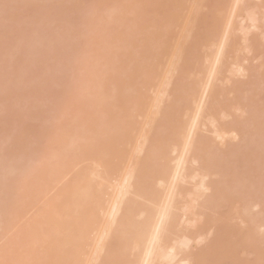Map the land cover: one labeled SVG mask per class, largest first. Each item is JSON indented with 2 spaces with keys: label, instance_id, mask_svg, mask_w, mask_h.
Listing matches in <instances>:
<instances>
[{
  "label": "bare ground",
  "instance_id": "obj_1",
  "mask_svg": "<svg viewBox=\"0 0 264 264\" xmlns=\"http://www.w3.org/2000/svg\"><path fill=\"white\" fill-rule=\"evenodd\" d=\"M3 1L0 2V264H264V0H195L198 7L189 0L193 12L191 8L187 10L189 2L186 5L184 0H156L157 5L152 3L151 8L153 1H144L150 4L144 7L153 12L152 8L158 11L161 10L158 5L167 3L160 7L170 11L158 14L166 17L169 13L168 22L164 17L159 19L158 14L156 19L153 14L150 17L151 23L165 21L167 28L163 23V29L158 27L162 32L156 30V23L153 26L151 20L150 24L142 21L152 12L148 14L141 8L144 3L141 0L134 2L141 4L142 17L146 13L145 18L140 17L143 24L138 19L141 15L136 16L140 14L138 11L136 17L132 15L136 21L130 19L147 28L134 27L135 23L130 28L132 23L128 25V15L121 10L120 16L112 15L117 11L115 0L110 2L116 8L109 7L112 13L105 6L108 0H103L105 3L101 0V5L100 0L94 1L98 5L91 0L95 9L105 7L102 13L107 14L106 11L108 16L117 18L111 22L107 19L108 23L101 22L107 15L100 11L99 18L94 10L86 13L84 5L86 14L83 10L84 16L81 14L82 19H78L80 14L76 10L83 9L82 0H52L53 4L51 0ZM46 1L58 4L54 7L58 11L51 5L46 7ZM177 1L182 7L186 5L185 11H190H186V16H195V19L186 17L192 22L186 21L181 6L175 9ZM87 2H83L86 7ZM68 6L75 10L65 9ZM169 6L170 9L165 8ZM201 8H205L204 12ZM71 10L78 16L70 15ZM207 12L215 18L208 20ZM88 14L92 18L84 22L83 17ZM67 16H73L75 23ZM63 17L71 20L57 22L54 25H59L53 28L50 21ZM79 20L87 25H81L85 30ZM177 20L180 25L184 22L179 26L181 44L173 42L181 38L175 37L178 34L175 30L179 29ZM68 22L77 24L74 25L77 28L69 29ZM106 23L112 29L122 28L113 31L105 27ZM98 24H106L102 26L104 29L100 27L102 32L96 31ZM200 24L203 26L199 29ZM197 29L202 34L206 32L203 42L199 41L201 33L199 39L194 35ZM94 31L102 36L97 37L100 34ZM43 32L46 35L39 34ZM91 32L92 38L88 35ZM115 35L117 43L113 40ZM207 35L210 38L205 43ZM152 40L159 46L158 55L154 56L153 51L155 58L147 61L155 46ZM194 40L203 45L196 47ZM59 44L64 45L61 46L64 50L60 49L61 55L56 57ZM54 45L58 52L52 50L55 54H49ZM81 45L87 48H82L85 52L81 51ZM199 49L204 52L202 55L196 53L201 52ZM113 52L116 55L112 56ZM71 53H76L75 58L71 59ZM166 53L167 71L164 69L165 74L160 77L161 58ZM67 54L72 60L69 63L65 61L69 59ZM52 59L54 62L49 64ZM60 59L65 69L58 62ZM152 59H158L157 63H152ZM254 61L259 64L254 65ZM115 71L119 72L118 77ZM152 74L159 84L150 99L151 90L147 86L155 85ZM60 81L65 82L63 89L67 94ZM50 88L55 91L53 94ZM132 88L137 91H131ZM29 91L32 92L28 94ZM75 102L84 108L79 111L86 113H78ZM29 106L32 108L28 112ZM137 117H142L141 127ZM61 119L69 121L62 123ZM56 120L63 124L64 130ZM59 129L61 132L57 134Z\"/></svg>",
  "mask_w": 264,
  "mask_h": 264
},
{
  "label": "rangeland",
  "instance_id": "obj_2",
  "mask_svg": "<svg viewBox=\"0 0 264 264\" xmlns=\"http://www.w3.org/2000/svg\"><path fill=\"white\" fill-rule=\"evenodd\" d=\"M2 1H3V0H0V2H2ZM35 1H36V0H35ZM37 1H38V0H37ZM47 1L49 2V0H47ZM47 1H46V2H47ZM53 1H54V0H53ZM53 1L51 0L50 2H51L52 4H53L55 1H56V2L58 1V2H59V0H55L54 2H53ZM60 1H61V0H60ZM64 1H65V0H64ZM66 1H67V0H66ZM69 1H70V0H69ZM72 1H73V0H71V2H72ZM76 1H78V0H76ZM88 1H89V2H87V5H88V6H89V4L91 5V6H90V7H91V8H90L91 11L88 10L89 7H88V6L86 7V5H85V4H86V0H85V1H84V0L80 1V2L82 3L81 6H80V8H81V7L83 8V7L85 6L84 8H86L87 11H86V9H84V8H83L82 10H81V9H77V10H76V11L78 12V14H80V15H79L80 17H78V19H80V20L82 19L81 17L84 16V14H86V13H88V12H92V10L96 11V12H94V11H93V12L95 13V15H97V17H99V16H98V13H100V11H101L100 14H104V12L102 13V10H103V11L106 10L105 7H101L102 9H100V8L95 9V8H94V6H95L96 4L98 5L99 0H92L93 3H94V1H95V2L98 1V3H94V4H95L94 6L92 5V1H91V0H88ZM112 1H113V0H112ZM120 1L122 2V0H120ZM120 1H119V0H118V1H117V0L113 1V2H116V6H114V4L112 5L113 2L110 4L111 0H108L107 3H106V5L104 4V3L106 2V0H105V2L102 0V2H104L103 4H104L105 6H108V8H109V7L112 8V6H114V7L117 8V11L115 10L116 12L114 11L113 13H112V9L114 10V9H116V8H114V7H113L112 9L109 8V9L111 10L112 15H114L115 17H116V14L120 13L119 10H121V12L123 11L124 14L126 13V14L128 15V19H129V20H127V21L129 22V23L127 22L128 25H130V23H132V24L129 26L130 28H133L132 25H133L134 23H135V26H134V27H136L137 25H139V26H137V27H139V28H140V27H141V28L144 27V26H140V24H141V23L143 24V22H144V23H149L148 21L151 20V21H150V23H151V22L153 21V19H150V17L152 18V14L154 15L153 17H155V19H156L157 16L159 17V19H160L161 17H164V16H165V15H163V16H161V15H162V10H164V9H162V8L164 7L163 4H167L166 2H162L163 4L161 3V5H163V7H160L161 5H158L159 8H161V10L158 9V6H157L158 11L155 10V8H152L151 10L154 9V11H155V12H153V11H150L149 9L153 6V4H154V5H155V4L157 5L158 2H156V0H155L156 3H154V0H150V2L153 1V2H151V3L149 2L150 4L153 3L151 6H150V4L147 3V4L150 6V8H149L148 6H145V7H148V8H145V7H144V4H145L144 1H146V0H141V3L144 2V3H143V7H141V4L139 3L140 0L137 2L138 4L134 2V1H136V0H129V1L125 0V1L122 2V3H121ZM126 1H127V3H126ZM148 1H149V0H148ZM148 1H146V2H148ZM184 1H185V2H184ZM184 1L182 0V2H184L186 5H187V3L189 2V3H188V6H187V10H189V8L192 7V6H191L192 4H191V2H190V1H192V0H190V1H189V0H184ZM194 1H195V0H193V2H194ZM197 1H198V0H197ZM3 2H4V1H3ZM33 2H34V1H33ZM46 2H45V3H46ZM48 2H47V4H44L46 7L51 5V8H52V7H53V8H54V7L56 8V6L58 5V4H56V3H55V5H52L51 3L48 4ZM83 2H84L85 4H84ZM117 2H118V3L120 2V3L118 4ZM179 2H180V1H179ZM186 2H187V3H186ZM42 3H44V1H42L41 4H42ZM108 3H109V5H107ZM134 3H135V4H134ZM36 4H37V3H36ZM38 4H40V3H38ZM68 4H69V3H68ZM126 4H127V5H126ZM147 4H145V5H147ZM177 4H178V5H177ZM182 4H183V3H182ZM185 4H183V7H182L181 4L178 3V1H177V2L175 3V5H176V6H175V9L177 8V6H178V8H179V6H181L183 10H181L180 8H179V9H180V12H183V11H185V9H186V8H185V7H186ZM194 4H195V2H194ZM197 4H198V3L195 4L196 7H198ZM69 5H70V4H69ZM83 5H84V6H83ZM100 5H101V0H100ZM100 5H99V6H100ZM104 5H103V6H104ZM123 5H124L125 7H123ZM184 5H185V7H184ZM198 5H199V4H198ZM92 6H93V7H92ZM171 6H172V5H171ZM190 6H191V7H190ZM65 7H66V6H65ZM73 7H74V5H73ZM73 7H72V8H73ZM77 7H78V6H77ZM95 7H96V6H95ZM97 7H98V6H97ZM121 7H123V8L120 9ZM126 7H130L129 9H130L131 11H129ZM140 7H141V8H144V10L146 9L145 12L148 13V14H149L150 12H152L151 14H149V15H151V16H149V18L147 17V15L145 16L146 13H145V14L142 13V14H144V16L146 17V20H143V19H142V18H145V17H144V16L142 17V15H141V13H140L141 9L139 10ZM153 7H154V6H153ZM173 7H174V5H173ZM55 8H54V9H55ZM58 8H59V7H58ZM69 8L72 9V8L69 7V6H68V8H65V9H69ZM78 8H79V7H78ZM104 8H105V9H104ZM165 8H166V9H170V6H169V8H167V7H165ZM48 9H49V8H48ZM54 9H52V10H54ZM62 9H63L64 11H66L64 8H62ZM201 9H202L203 12H204L205 8H201ZM201 9H200V11H202ZM49 10H50V9H49ZM49 10H48V11H49ZM72 10L74 11L75 8H73ZM72 10H71V13H69L70 10H69V12H68L70 15L73 13ZM83 10H84V14H82V13H83ZM98 10H99V11H98ZM147 10H149V11H147ZM171 10H174V8L172 9V7H171ZM187 10H186V11H187ZM191 10H192V12H193L194 9L191 8L190 11H191ZM195 10H196V9H195ZM215 10H216V9H215ZM56 11H58V9H57V10L55 9V12H56ZM76 11L74 12L75 14L77 13ZM79 11H81V13H80ZM85 11H86V13H85ZM107 11H108V10H107ZM137 11H138V13H140V14L136 13ZM169 11H170V10H169ZM169 11H165V10H164L163 13H164V12L166 13V12H169ZM177 11H178V9H177ZM186 11H185L184 13H182V14L185 16V19H186V17L188 16V15L186 16V14H185ZM190 11H187V13L190 12ZM49 12H50V14H51V11H49ZM66 12H67V11H66ZM141 12H143V11H141ZM158 12H160L161 15L158 14ZM194 12H195V11H194ZM196 12H197V10H196ZM68 13H67V14H68ZM74 13H73V14H74ZM94 13H93V14H94ZM105 13H107V14H104V15H107V18L104 19L103 17H102V18L99 17V18H101V22L104 21V23H105V20H106V22L108 23L109 21H107V19H108V20L110 19V22H111V20H114V19L116 20V19H117V18H114V19H113L112 15H111V16H108V13H109V12H106V11H105ZM178 13H179V12H178ZM197 13H198V12H197ZM207 13H208V12H207ZM211 13H212V10H211ZM211 13H208V15H207V17H206V18H208V20H209L210 18H212V19L215 18V17H211ZM213 13H214V12H213ZM52 14H55L54 11H52ZM67 14L64 12V15H67ZM75 14H74V15H75ZM81 14H82V16H81ZM89 14H92V13H89ZM89 14H88V16L86 15L85 17H83V21H84V22L86 21V20H84V19L90 17ZM93 14H92L91 16H93ZM100 14H99V15H100ZM133 14H134V16H135L136 14H138V15H136V16L141 15V16L138 17V19H140V17H142L141 19H142L143 22L141 21V19H140V21H139L140 24H138V21H137V22H133V20H135V19H133V16H132ZM157 14H158V15H157ZM168 14H169V13H168ZM168 14H167V15H168ZM194 14H195V13H194ZM199 14H203V13H202V12H199ZM209 14H210V16H209ZM214 14H216V13H214ZM74 15H73V16H74ZM104 15H103V16H104ZM156 15H157V16H156ZM159 15H160V16H159ZM167 15H166V17H164V18H166V19H165L166 22H168L167 19L169 18V17L167 18ZM179 15H181V14H179ZM189 15H190V13H189ZM191 15H192V14H191ZM191 15L188 16V17H191V18H194V19H195V16L192 15V16H193V17H192ZM195 15H197V14H195ZM73 16H72V17H71V16H67V17H71V18L73 19ZM75 16H76V15H75ZM75 16H74V18L76 19V17H77L78 15H77L76 17H75ZM100 16H101V15H100ZM118 16H120V15L118 14ZM124 16H125V15H124ZM136 16H135V17H136ZM202 16H203V15H202ZM208 16H209V17H208ZM213 16H214V15H213ZM93 17H96V16H93ZM97 17H96V18H97ZM105 17H106V16H105ZM109 17H111L112 19L109 18ZM197 17L200 18L201 16L198 15ZM63 18H65V17H63ZM71 18H70V19H69V18H67V19L65 18V19L57 20V21H55V22H53V19H52V21H50V22H51V24H52L53 26H55V25H54L55 23H56V24H57V22H58V23H59V22H63V23H65L66 20H71ZM90 18H92V17H90ZM96 18H95V19H96ZM99 18H98V21H97L98 23H99ZM119 18L122 19V14H121V17H119ZM126 18H127V17H126ZM126 18H123L124 21H126V20H125ZM130 18H132L133 20L130 19ZM147 18H148V19H147ZM181 18H183V17H181ZM202 18H203V17H202ZM202 18H201V19H202ZM216 18H217V14H216ZM54 19H55V18H54ZM194 19H193V21H194ZM212 19H211V21H210L211 23H212ZM76 20H77V19H76ZM80 20H79V21H80ZM96 20H97V19H96ZM96 20H95V25L97 24V23H96ZM130 20H131L132 22H131ZM179 20H180V18H179ZM183 20H184V19H183ZM187 20H189V21H187ZM199 20H200V19H199ZM204 20H205V19H204ZM72 21L75 23L74 19L71 20V22H72ZM83 21H82V22L80 21L81 23L79 22L80 26H81L82 24H84L85 26H87L85 23H83ZM118 21L121 22V20H119V19H118ZM135 21H136V20H135ZM159 21H160V20H159ZM163 21H164V20H162V21H160V22L163 23ZM165 21H164V22H165ZM180 21H181V20H180ZM184 21H185V20H184ZM186 21H187L188 23H189V22H192V21H191L190 19H188V18L186 19ZM201 21H202V20H201ZM205 21H206V20H205ZM205 21H203V22H205ZM215 21H216V20H215ZM71 22H68V24H70ZM73 22H72V23H73ZM77 22H78V20H77ZM122 22H123V20H122ZM157 22H158V20H155V22H153V23H151V24H153V26H154V23L160 25V26H158V25L155 24V26L157 27L156 30H158V27H160L161 29H163V28L161 27L162 24H161V23L159 24V22H158V23H157ZM174 22H175V21H174ZM206 22H207V21H206ZM72 23H71V25H70L71 27L69 28V26H67V28H69V29H73L72 26H73V27H76V26H77V24H74V25H76V26H74V25H72ZM107 23H106V24H107ZM112 23H113V21H112ZM112 23H111V24H112ZM114 23H115V22H114ZM125 23H126V22H125ZM127 23H126L125 25H127ZM150 23H149V24H150ZM175 23L179 24L178 20H177ZM175 23H174V24H175ZM180 23H182V25H184V22H180ZM213 23H214V22H213ZM213 23H212V25H213ZM66 24H67V23H66ZM79 24H78V28L80 29ZM106 24H101V25L98 24L99 27H98V29H97V26H98V25L96 26V31L98 30V32H99L101 28L104 29L105 27H107V29H110L111 26H108V24H107V26L102 27L103 25H106ZM111 24H109V25H111ZM163 24H164V23H163ZM171 24H172V23H171ZM174 24H173V25H174ZM177 24H175V25H177ZM204 24H205V23H203V25H204ZM208 24H209V22L207 23V26H208ZM52 25H51V26H52ZM58 25H59V24H58ZM58 25H57V26H58ZM115 25H116V24H115ZM115 25H112L113 28H114ZM119 25H121V23H119ZM119 25H118V26H119ZM147 25H148V24H147ZM147 25H145V26H147ZM164 25H165L164 27H166V28L168 27V26H166L167 24H164ZM168 25H170V24H168ZM175 25H174V26H175ZM182 25L179 24V25H178V28H179V29H176V30H175V32H177V30H178V34H176V33L173 31V29H172V31L177 35V36H175L176 38H177V37H178V38L181 37V38L177 39L178 41L174 40V41H173L174 44H175L176 42L178 43L179 40L181 41V39H182V36H181L182 34L179 35V33H180L179 30H181L180 27H182ZM201 25H202V24H200L199 29L201 28ZM203 25H202V26H203ZM205 25H206V24H205ZM212 25L210 24V26H211L210 28L213 29ZM57 26H55V27H53V28H57ZM82 26H83V25H82ZM82 26H81V28L85 30V28H83ZM174 26H173V27H174ZM179 26H180V27H179ZM214 26H215V24H214ZM100 27H101V28H100ZM108 27H109V28H108ZM115 27H116V26H115ZM123 27H124V26H123ZM126 27H128V26H126ZM129 27H128V28H129ZM148 27L151 28L152 26H151V27L148 26ZM169 27L171 28L172 25H170ZM76 28H77V27H76ZM86 28H87V27H86ZM116 28L119 29V28H122V26H121V27H116ZM116 28L112 29V27H111V29H112L113 31H114V30L116 31V30H117ZM144 28H147V27H144ZM149 28H148V30H149ZM153 28H154V27H152V30H153ZM160 28H159V30H160ZM174 28H177V26L174 27ZM190 28H191V26H190ZM202 28H203V27H202ZM214 28H215V27H214ZM107 29H106L104 32H107ZM124 29H125V28H124ZM46 30L48 31V29H46ZM127 30H128V29H127ZM127 30H125V31H127ZM132 30L137 31L138 29H132ZM156 30H153V31L157 32ZM159 30H158V32H162V30H160V31H159ZM169 30H170V29H169ZM197 30H198V29H197ZM203 30H208V28H207V29L203 28ZM40 31H41V30H40ZM44 31H45V30H44ZM82 31H83V30H82ZM86 31H87V29H86ZM96 31H94L96 35L100 34V35H98L97 37L102 36L101 33H98V34H97ZM118 31H119V30H118ZM118 31H117V32H118ZM129 31H130V29H129ZM163 31H164V30H163ZM181 31H182V30H181ZM198 31H199V30H198ZM198 31H197V32L195 31V34H194V35H195V36H198V34L200 35V33H201V38H200V39H199V36H198L199 41H201V40H202V36H203V34H204V33L206 34V32L204 31L203 34H202V30L199 31V32H198ZM209 31H213V30H210V29H209ZM38 32H39V31H38ZM45 32H46V31H45ZM88 32H89V30H88ZM94 32H93V33H94ZM100 32H102V29H101ZM110 32H112V31H110ZM110 32H108V33H110ZM120 32L122 33V32H123V29H121ZM133 32H134V31H133ZM133 32L131 31V33H133ZM148 32H152V31H148ZM47 33H48V32H46V34H47ZM93 33H92V32H91V33H88V35H90L89 37H91ZM112 33L117 34V35L119 34V33H115V32H112ZM121 33H120V34H121ZM134 33H135V32H134ZM174 33H173V35H175ZM207 33H208V32H207ZM256 33H257V32H255V34H256ZM39 34L42 35V36L46 35L44 32H43V33H39ZM95 34H94V35H95ZM105 34H106V33H103V35H105ZM205 34H204V36H205ZM208 34H209V33H208ZM109 35H110V34H109ZM111 36L114 37L113 35H111ZM207 36H208V35H207ZM207 36H206V39H205V40L203 39L204 42H205V41L207 42V41H208L207 38H210L209 36H208V37H207ZM238 36H239V35H238ZM238 36H237V37H238ZM252 36H254V34H253ZM255 36H256V35H255ZM84 37H85V36H84ZM93 37H96V36H93ZM97 37H96V40H97ZM107 37H108V36H107ZM109 37H110V36H109ZM115 37H116V35H115ZM117 37H118V36H117ZM117 37H116V39L113 38V40H115V42H116V40H118ZM140 37H141V36H139V38H140ZM173 37H174V36H173ZM175 37H174V38H175ZM81 38L83 39V36H82ZM85 38H86V37H85ZM91 38H92V37H91ZM101 38H102V37H101ZM142 38H143V37H142ZM142 38H141V39H142ZM174 38H173V39H174ZM204 38H205V37H204ZM106 39H107V38H106ZM111 39H112V38H111ZM111 39H110V40H111ZM195 39H196V38H195ZM239 39H240V37H239ZM91 40H92V39H91ZM94 40H95V38H94ZM96 40H95V42L97 43L98 41H96ZM98 40H100V39H98ZM108 40H109V39H108ZM171 40H172V39H171ZM82 41L85 42L86 40L84 39V40H82ZM111 41H112V40H111ZM152 41H153V40H152ZM155 41H156V40H155ZM196 41H197V39H196ZM199 41H198V42H199ZM239 41H240V40H239ZM80 42H81V41H80ZM95 42H94V44H95V46H96L98 43L100 44L101 41L98 42L97 44H96ZM157 42H158V41H157ZM157 42H155V43L158 44ZM173 42L171 41V43H169V44H171L170 46H172V43H173ZM192 42H193V40H192ZM194 42H195V40H194ZM198 42H195V43H197V44H196V47H198V44H199V47H200V45H203V44H201L200 42H199V43H198ZM201 42H203V41H201ZM206 42H205V43H206ZM92 43H93V42H92ZM116 43H117V42H116ZM79 44H80V43H79ZM81 44H83V42H82ZM94 44H91V46H93ZM114 44H115V43H114ZM152 44H153V46L155 45V44H154V41L152 42ZM174 44H173V46H174ZM178 44H181V42H179ZM207 44H208V43H207ZM207 44H206V45H207ZM59 45H60V48L58 49L59 52L56 51V50L54 49V48H55V45H54L53 49H51V47H50L49 50H50L51 52H50L49 54H55V53L58 52V53L55 54L54 56H56V55H61L60 52H61V50L63 49L61 46L64 47V45H63V44H59ZM84 45L86 46L85 43H84ZM84 45H83V46L81 45V48L79 47V48L81 49V51H82V48L84 47ZM115 45H116V44H115ZM204 45H205V44H204ZM97 46H99V45H97ZM157 46H158V45H155V46L153 47V50L150 51L151 53L148 52V53H150L149 55H150L151 57L148 56L147 61L150 60V58H152V57H153V59H154V58H155V57H154L155 55H156V57H157L158 54H157V51H156V50H157L158 47H159V46H158V47H157ZM170 46H169V47H170ZM178 46H179V45H178ZM236 46H238V45H236ZM57 47H58V46H57ZM57 47H56V48H57ZM93 47H94V46H93ZM111 47H112V46H111ZM196 47H195V48H196ZM199 47H198V48H199ZM203 47H204V46H203ZM176 48H177V47H176ZM198 48H197V49H198ZM201 48H202V46H201ZM235 48H236V47H235ZM60 49H61V50H60ZM65 49H66V47H65ZM84 49H87V48L84 47ZM111 49H112V48H111ZM114 49H115V47H113V50H114ZM172 49H173V48H172ZM177 49H178V48H177ZM204 49H207L206 46H205ZM204 49H202V50H204ZM49 50H48V51H49ZM52 50H55L56 52L53 53ZM63 50H64V49H63ZM234 50H235V49H234ZM81 51H80V52H81ZM85 51H86V50H85ZM85 51L83 50L82 52H85ZM110 51H111V50H110ZM147 51H149V50H147ZM153 51H154V53H155L154 56L152 55ZM197 51H201V50L199 49V50H197ZM65 52H67V51L65 50ZM65 52H64V53H65ZM89 52L92 53L91 50H90ZM114 52H116V51H114ZM114 52H113V55H112V56H114V55H116V54L118 55V52H116V54H114ZM139 52H140V51H139ZM142 52H143V51H142ZM144 52H145V51H144ZM144 52H143L142 54H144ZM170 52H172V50H170ZM232 52H233V51L231 50V53H232ZM59 53H60V54H59ZM77 53H78V52H77ZM110 53H111V52H110ZM158 53H161L160 50H159ZM196 53H201V55H202L204 52L202 53V51H201V52H196ZM233 53H235V51H234ZM62 54H63V53H62ZM68 54H70V53H68ZM68 54H67V57H68L69 59H66L65 61L67 62V61L69 60V61H68V63H69L70 61H72L71 59L75 58L74 55H75L76 53H73V55H72V53H71V56H72V57L70 56L71 59H70V57L68 56ZM83 54H84V53H83ZM88 54H89V53H88ZM111 54H112V53H111ZM111 54H110V55H111ZM169 54L171 55V53H169ZM235 54H236V53H235ZM239 54H240V53H238V55H239ZM92 55H93V54H91V56L88 55V57L90 56V58H92ZM94 55H95V54H94ZM110 55H108V56L110 57ZM145 55H146V57H147V52L145 53ZM199 55H200V54H199ZM232 55H234V54H232ZM65 56H66V55H65ZM65 56H64V57H65ZM112 56H111V57H112ZM160 56H161V55H160ZM230 56H231V54H230ZM56 57H57V56H56ZM59 57H60V56H59ZM61 57H62V56H61ZM64 57H62V58H64ZM67 57H66V58H67ZM95 57H96V56H95ZM161 57H164V55L161 56ZM165 57H166V59H165ZM165 57H164V58H161V59L163 60V61L161 60V61H162L161 64H162V67H163V68L161 67V68H162V72H161L162 74H160V77L163 76V75L165 74V73L163 72L164 69H165V70H164L165 72L167 71L166 64H168L167 62H169V61H168V57H169V56H168L167 53L165 54ZM233 57H234V56H233ZM96 58H97V57H96ZM96 58H95V59H96ZM64 59H65V58H64ZM153 59H152V63H153V62L157 63L156 61H157L158 59H155V60H153ZM170 59H171V58H170ZM53 60H54V59H52L51 62H50L49 64H52V63L54 62ZM116 60H117V59H116ZM165 60H166V62L164 63ZM52 61H53V62H52ZM60 61H61V59H60ZM60 61H58V62H59V63H62V61H61V62H60ZM63 61H64V60H63ZM92 61H93V59H92ZM27 62H28V61H27ZM73 62H74V61H73ZM256 62H257V61H256ZM256 62L254 61V65L257 64V63L259 64V62H257V63H256ZM28 63H29V62H28ZM59 63H58V64H59ZM74 63H75V62H74ZM74 63H72V65H73ZM147 63H148V62H147ZM66 64H67V63H66ZM70 64H71V63H70ZM149 64H150V62L148 63V65H149ZM25 65L27 66V64H25ZM56 65H57V64H56ZM56 65L54 64L53 66H56ZM62 65H63V63H62ZM67 65H69V64H67ZM75 65H76V64H75ZM75 65L73 66L74 68H75ZM117 65H118V67L120 66L119 64H116V66H117ZM22 66H23V65L21 64V67H22ZM26 66H25V67H26ZM30 66H31V64H30ZM63 66H64V69H65L66 66H65V65H63ZM150 66H153V68H154V64H152V65H150ZM150 66H149V67H150ZM25 67H24V69H25ZM51 67H52V66H51ZM149 67H147V69H149ZM26 68H27V67H26ZM68 68H69V67H67V70H68ZM116 68H117V67H116ZM151 68H152V67H151ZM161 68H160V71H161ZM24 69L21 71L22 73H24ZM28 69H30V68H29V64H28ZM69 69H70V68H69ZM25 70L27 71V69H25ZM117 70H118V69H117ZM26 71H25V72H26ZM70 71H71V70H70ZM149 71H150V70H149ZM29 72H30V71H28V73H29ZM117 72H118V71H117ZM117 72L115 71V76H117L116 74L119 73V72H118V73H117ZM151 72H152V71H151ZM151 72H148V73H151ZM153 72H154V70H153ZM153 72H152V73H153ZM66 73H67V72H65V74H66ZM68 73H70V72L68 71ZM103 73H105V70L103 71ZM109 73H110V72H109ZM112 73H113V72H112ZM163 73H164V74H163ZM29 74H30V73H29ZM22 75H23V74H22ZM106 75H108V74H106ZM113 75H114V74H113ZM152 75H153V74H152ZM60 76L62 77V75H60ZM63 76H64V74H63ZM109 76H110V75H109ZM109 76H108V77L106 76V77L109 78ZM148 76H149V75H148ZM156 76H157V75H156ZM23 77H26V76H23ZM68 77H69V75H68ZM117 77H118V76H117ZM150 77H151V75L149 76V78H150ZM153 77H154V82H155V81H156V80H155V76L153 75ZM153 77H151V78H153ZM158 77H159V76H158ZM160 77H159V79H160ZM20 78H22V77H20ZM28 78H29V79H32V76H31V77L29 76ZM28 78H27V79H28ZM62 78H63V77H62ZM151 78H150V79H151ZM159 79H158V80H159ZM64 80H65V77H64ZM64 80H63V81H64ZM67 80H68V79H67ZM146 80H147V78H146ZM152 80H153V79H152ZM20 81H21V79H20ZM63 81H60V83L63 82ZM65 81H66V80H65ZM69 81H70V80H69ZM138 81H139V80H138ZM138 81H135L134 84L138 83ZM149 81H150V80H149ZM21 82H22V81H21ZM24 82H26L28 86L30 85L26 80H25ZM31 82H32V80H30V83H31ZM72 82H74V81H71V83H72ZM158 82H159V81H158ZM158 82H157V83H156V82L154 83L155 85H154V87L152 86L153 88H149V87H151L150 84H149V87L147 86V88H148L149 90H151V91H149V92H151V93H150V94L148 93L150 99H151V98H152V99L154 98V95H155L156 92H157L156 90H158V88H156L157 85L159 84ZM26 83H25V84H26ZM58 83H59V82H58ZM58 83H57V85H58V87H59V84H58ZM66 83H67V81H66ZM142 83H143V82H142ZM146 83H149V82H146ZM151 83H152V82H151ZM31 84H32V83H31ZM33 84H34V83H33ZM33 84H32V85H33ZM61 84H62V85H61V87H62L61 89L64 91V89H63V84H65V82H63V83H61ZM73 84H74V83H73ZM261 84H263V83H261ZM136 85H137V84H136ZM136 85H135V86H136ZM152 85H153V83H152ZM228 85H229V84H228ZM22 86L24 87L25 85L23 84ZM30 86H31V85H30ZM30 86H29V88H30ZM34 86H35V84H34ZM55 86H56V85H55ZM67 86H68L70 89H72V87H71L70 85H67ZM72 86H74V85H72ZM76 86H77V85H76ZM142 86H143V84H142ZM225 86H226V85H225ZM23 87H20V88H23ZM52 87H54V86H52ZM64 87H65V85H64ZM114 87H115V86H113V87L111 86V88H113V89H114ZM140 87H141V86H140ZM263 87H264V86H263ZM33 88H34V87H33ZM55 88H56V87H54L53 89H55ZM69 88H68V90H70ZM134 88H135V87H134ZM134 88H132L131 91H134V90L136 89V88H135V89H134ZM141 88H142V87H141ZM24 89H25V88H24ZM27 89H28V87H27ZM53 89L50 88V90H52V92L49 91V92H51L52 94L55 92V91H53ZM59 89H60V88H59ZM59 89H58L57 92H59ZM65 89H66V88H65ZM74 89H75V87H73V91H74ZM113 89H112V90H113ZM133 89H134V90H133ZM29 90H30V89H29ZM62 90H61V91H62ZM76 90H77V88H76ZM129 90H130V89H129ZM139 90H143V89H139ZM139 90H138V91H139ZM146 90H147V89H146ZM146 90H145V91H146ZM153 90H155L156 92L154 93ZM135 91H137V90H135ZM147 91H148V90H147ZM147 91H146V92H147ZM23 92H25V91H23ZM27 92H28V91H27ZM27 92H26V93H27ZM30 92H32V91H29L28 94H30ZM64 92H65V94H67V93H66L67 91H64ZM69 92H70V91H69ZM142 92H143V91H142ZM26 93H25V97H26ZM59 93H60V92H59ZM59 93H58V94L56 93L57 96L63 94V92H62L61 94H59ZM130 93H131V92H130ZM152 93H153V94H152ZM131 94H132V93H131ZM63 95H64V94H63ZM150 95H151V96H150ZM65 96H66V95H64V97H65ZM59 97H60V96H59ZM229 97H230V96H229ZM54 98H55V97H53V100H54ZM57 98H58V97H57ZM27 99H28V98H27ZM55 99H56V98H55ZM59 99H61V98H59ZM67 99H68V97H67ZM72 99H74V98H72ZM230 99H231V98H230ZM258 99H259V98H258ZM28 100H29V99H28ZM28 100H27V101H28ZM76 100L78 101V99H76ZM76 100H72V101H76ZM57 101H60V103H61L62 100H57ZM63 101H65V99H64ZM68 101H69V99L67 100V102H68ZM150 101H151V100H150ZM50 102H51V101H50ZM53 103H54V101H53ZM53 103H48V104L50 105V104H53ZM76 103H77V102H75V103H73V104H76ZM25 104H27V103L25 102ZM25 104H24V105H25ZM57 104H58V103H57ZM79 104L81 105V102H80ZM28 105H29V104H28ZM28 105H27V106H28ZM53 105H54V104H53ZM53 105H51V106H53ZM25 106H26V105H25ZM51 106H50V107H51ZM76 106H79V105L76 104ZM81 106H82V105H81ZM81 106L77 107V111H78V113H79V112L83 113L81 110L79 111V108H80ZM83 106H85L84 103H83ZM21 107H22V106H21ZM87 107H88V106H87ZM87 107H86V108H87ZM22 108H25V107H22ZM31 108H32V107L29 106V108H27V111H28V109L30 110ZM75 108H76V107H75ZM25 109H26V108H25ZM34 109H35V108H34ZM51 109H52V108H51ZM81 109L84 111V108H83V107H81ZM20 110H22V109L20 108ZM24 111H25V110H24ZM28 112H29V111H28ZM30 112H32V111H30ZM48 112H49V111H48ZM52 112H53V110H52ZM52 112H51V114H52ZM54 112H55V111H54ZM54 112H53V113H54ZM23 113H24V112H23ZM49 113H50V112H49ZM84 113H86V112H84ZM84 113H83V114H84ZM25 114H26V113H25ZM56 114H57V113H56ZM56 114H55V115H56ZM59 114H60V113H59ZM78 115H79V114H78ZM81 115H82V114H81ZM81 115H80V116H81ZM52 117H53V116H52ZM57 117H58V116H57ZM60 117L63 118V116H61V114H60ZM64 117H65V115H64ZM66 117H68V116H66ZM66 117H65V118H66ZM81 117H83V116H81ZM81 117H79V118H81ZM85 117H86V116H85ZM48 118H49V115H48ZM50 118H51V117H50ZM55 118H56V116H55ZM55 118H54V119H55ZM69 118H70V117H69ZM137 118H138V123H139V124L141 123V125H140V126L138 125V127H141L143 121L140 122V120H142V117H137ZM137 118H136V120H137ZM27 120L30 121V119H27ZM48 120H49V119H48ZM51 120L53 121V118L50 119L48 123H51V122H50ZM62 120H64V119H61V121H62ZM136 120H135V121H136ZM143 120H144V119H143ZM31 121H32V120H31ZM33 121H35V120H33ZM36 121H37V120H36ZM56 121H57V122H56ZM56 121H55L56 123H61V122H59L58 120H56ZM64 121H65V120H64ZM64 121H62V123H63ZM68 121H69V120H68ZM68 121H67V122H68ZM228 121H230V119H228ZM25 122H26V121H25ZM67 122L65 121L64 123H67ZM26 123H27V122H26ZM28 123H29V122H28ZM30 123H31V122H30ZM30 123H29V124H30ZM62 123H61V124H62ZM31 124H32V123H31ZM31 124H30V125H31ZM33 124H34V122H33ZM35 124H36V123H35ZM61 124H60V125H61ZM68 124H69V123H68ZM68 124H67V125H68ZM135 124H137V121L135 122ZM50 125H51V124H50ZM50 125H49V126H50ZM32 126H34V125H32ZM49 126H47V127H49ZM51 126H52V128H53V126H55V123L52 124ZM65 126H66V125H65ZM68 126H69V125H68ZM72 126H73V125H72ZM72 126H71V128H72ZM60 127H61V126H60ZM60 127L58 126L57 128H60ZM62 127H63V124H62ZM52 128H51V129H52ZM54 129H55V127H54ZM60 129H61V128H60ZM60 129H59V130H60ZM66 129H67V127H65V130H66ZM68 129H69V128H68ZM63 130H64V127H63ZM63 130H62V132H63ZM52 131H53V129H52ZM66 131H68V130H66ZM59 132H61V130H60V131L57 130V134H58ZM63 133H64V132H63ZM205 133H206V131H205ZM207 133H208V132H207ZM60 134H62V133H60ZM60 134H59V135H60ZM59 135H58V136H59ZM61 136H62V135H61ZM57 138H58V137H57ZM59 138H61V137H59ZM84 166H85V164H84ZM79 167H80V165L76 168V171H77V169L79 170ZM82 167H83V165H82ZM82 167H81V168H82ZM74 172H75V171H74ZM73 174H74V173H73ZM71 176H72V175H71ZM66 179L69 181V179H71V177L66 178ZM66 179H65V181H67ZM114 182H115V181L113 180V183H114ZM66 183H67V182H66ZM64 184H65V183H64ZM64 184H63V185H64ZM114 184H116V182H115ZM60 186H61V185H60ZM60 186H59V187H60ZM55 193H56V192H54V194H55ZM54 194L52 193L51 196H53ZM108 197H109V196H107V198H108ZM110 198H111V196H110ZM108 199H109V198H108ZM31 214L33 215L32 212H31ZM31 214H29V215H31ZM27 215H28V214H27ZM27 215H26L25 217H27ZM32 215L30 216V218L32 217ZM28 217H29V216H28ZM28 219H29V218H28ZM26 220H27V218H26ZM23 221H25V220H23ZM24 223H25V222H24ZM13 232H14V231H12V234H13ZM14 233H15V232H14ZM12 234H11V235H12ZM15 234H16V233H15ZM15 234H14V235H15ZM8 236H10V234H9ZM16 237H17V236H16ZM11 238L14 239L13 236H12ZM5 239H9V237H8V238L6 237ZM5 239H4V241H6Z\"/></svg>",
  "mask_w": 264,
  "mask_h": 264
}]
</instances>
